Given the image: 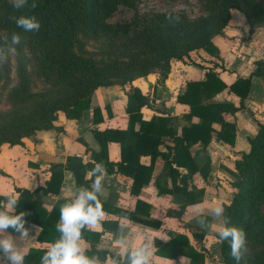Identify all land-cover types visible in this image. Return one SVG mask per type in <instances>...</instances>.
Here are the masks:
<instances>
[{"label":"trees","instance_id":"1","mask_svg":"<svg viewBox=\"0 0 264 264\" xmlns=\"http://www.w3.org/2000/svg\"><path fill=\"white\" fill-rule=\"evenodd\" d=\"M31 3L32 0H29V5ZM36 3L35 9L29 6L15 10L12 2L0 0V38L7 36L10 41L13 33L19 34L21 39L26 37L35 53L33 63L36 73L50 85L48 90L42 93L32 91L26 66L28 60L21 51V45H17V81L6 95L10 107L0 108V147L4 144L21 145L25 138L36 135L38 131L52 129L59 113L65 114L70 120L80 121L92 111V122L101 123L103 115L101 108L94 104L95 92L100 87L110 86L107 81L116 77L121 79L122 87L129 86L126 91L128 128L93 130L100 149L92 153V158L102 164L107 171L112 172L115 164L108 158L109 144L118 143L121 162L117 164V171L133 178L131 191L133 194L137 195L141 187L150 181L153 170V165L142 166L140 157L150 156L153 162L160 156L159 147L164 136L174 140L175 153L169 163L172 179L181 175L171 167L174 163L177 167L187 169V173L181 176L184 182L201 172L190 153L194 145L201 143L203 152H207L213 139L234 145L236 126L225 121L223 114L227 112L235 114L245 107V100L250 93L251 78L238 79L228 87L215 70L203 68L204 80L187 82L185 89L177 97L179 103L189 107V112L180 118L181 134L170 127L169 116L143 119L141 111L149 104V98L132 83L154 72L166 77L172 61L189 60L193 52L202 50L211 56H218L213 39L224 33L232 10L243 13L247 40H250L264 24V8L256 0H219L208 7L206 17L194 20L180 19L178 23L166 22L163 25L128 31L130 42L141 49L140 53H146V58L137 60L139 66L129 67L130 70L136 71V75L124 72L127 68H122L119 64L113 48L106 51V61L109 62L106 67L97 66L90 58L77 54L85 40L112 32L113 26L108 23V18L119 6L133 7L134 0H36ZM13 15L35 16L41 24L40 30L30 32L18 28L10 19ZM255 65L253 75L264 76V61H256ZM9 79L8 64L5 62L0 65V93L4 92ZM227 88L240 98V107L216 100V96ZM194 118L198 119L197 123L193 122ZM218 121L222 126L220 131L216 132L212 126ZM248 140L250 151L235 154L233 179L230 183L232 196L230 203L224 206L222 217L229 220L226 226L243 229L246 238L257 235L264 243V215L260 207L264 201V114L261 115L257 133ZM91 169L93 167L81 157H68L64 165H51V175L46 186L38 190L46 196H57L65 171L73 173L78 187L91 190L95 177L86 178L87 172ZM15 191L18 195L15 214L22 211L27 213L25 227L39 226L41 231L38 242L53 244L60 238V233L56 230L60 209L71 200H59L51 210H48L43 202L35 198L36 191L20 188H16ZM182 191L187 198L190 197L189 199L203 196L202 191L187 193L186 188ZM6 198L0 196V204L5 203ZM192 203L195 201H187L186 205ZM141 205L138 201L135 212L128 216L133 221L148 224L149 221L137 217ZM105 208L103 205V209ZM103 226L109 227V222L103 223ZM7 230L15 234L13 229ZM82 238L98 241L100 236L84 229ZM47 250L31 248L25 256L24 264H41V258ZM230 252V241L220 240L221 263L237 264ZM86 255L105 260L108 253L93 246L91 250L86 251ZM157 255L170 259L185 256L190 258L193 264H204L205 261V254L195 250L189 239L182 235L174 236L169 243H159ZM240 264H264V250L247 256Z\"/></svg>","mask_w":264,"mask_h":264},{"label":"crops","instance_id":"2","mask_svg":"<svg viewBox=\"0 0 264 264\" xmlns=\"http://www.w3.org/2000/svg\"><path fill=\"white\" fill-rule=\"evenodd\" d=\"M247 27L243 13L232 10L228 26L222 35L216 36L213 43L218 49V56H211L200 50L190 54V59L174 60L170 64V71L166 77L160 73L136 79L132 85L137 87L143 95L149 98V104L142 109L143 119L151 120L154 116H169L170 127L181 134L180 118L189 112L187 105L177 101L178 95L185 89L187 82H198L205 78L203 68L215 70L220 79L229 87L238 79L251 78V88L245 100V107L235 114L224 113L223 119L236 126L234 145L213 139L202 151V144L198 143L190 149L201 172L194 174L186 182L181 180L187 169L172 168L181 175L172 179L169 163L175 153L174 140L169 136L162 137L159 152L153 162L150 156H141L140 164L144 167L153 165L150 181L143 185L137 195L133 194V178L117 171V164L121 162V150L118 143L109 144L108 158L115 164L112 172L106 170L103 182V194L99 195L101 203L106 206L105 216L100 226L95 229L85 228L91 234L100 236L99 240L82 238L81 244L86 251L95 246L100 251L108 253L107 259L99 260L101 264H111L113 259L124 264L125 245L116 241L120 238L121 225L127 237L128 248H135L142 244H149L152 251L150 264H193L185 256L174 259L157 255L158 244L169 243L174 236H186L193 248L205 254L204 264H223L220 260V239L218 230L220 220L207 215L209 227L201 228L197 224L199 209H208L217 204L223 207L231 200L232 171L237 153L250 151L249 138L254 136L264 114V76H255L256 61H264V29H259L254 36L247 40ZM129 86H104L95 92L94 104L102 110L103 121L99 124L92 122L93 112L89 111L82 120H70L60 113L50 130L38 131L36 135L25 138L21 145L4 144L0 147V196H18L15 189H29L36 191L35 198L43 202L45 208L51 210L59 200H72L78 187L71 171L64 172V180L57 196L44 195L38 190L46 186L50 178V167L53 164H65L68 157H81L93 168L98 163L92 158L93 152L100 149L99 143L93 135V130L128 128L127 114L128 97L126 91ZM216 100L225 101L240 107V98L229 88L216 96ZM197 123L198 119L194 118ZM221 122H215L213 129L218 132ZM166 156V157H165ZM92 170V169H91ZM87 172L86 178L90 179ZM187 193L202 191V198L189 199ZM195 203L186 205L187 201ZM141 202L138 218L149 221L148 224L139 223L129 218L128 214L135 212L137 202ZM109 222V227L103 223ZM33 226V225H32ZM30 227L29 236L24 240L27 253L31 248L48 249L52 244L38 242L41 231L39 226ZM6 232H9L6 229ZM14 237L18 233H11ZM203 249V251H201ZM0 253V257H2ZM112 255V256H111Z\"/></svg>","mask_w":264,"mask_h":264},{"label":"clouds","instance_id":"3","mask_svg":"<svg viewBox=\"0 0 264 264\" xmlns=\"http://www.w3.org/2000/svg\"><path fill=\"white\" fill-rule=\"evenodd\" d=\"M15 10L25 7L35 9L37 7L36 0H11ZM18 28L24 31L35 32L41 28L40 22L35 16H11ZM170 21L179 22V17L169 15ZM0 65L6 62L10 54L16 53V46L21 43V36L17 33L11 35V39L7 36L0 38ZM89 178L95 177L91 184V190L81 188L71 202L65 203L60 209V219L56 224V230L60 233V238L56 240L45 252L41 258V264H101L95 257L86 255V250L81 244L82 230L85 228L95 229L100 226L103 221L105 212L103 205L99 199V195L103 194V182L106 177V169L100 163L88 173ZM18 198L10 195L6 198V202L0 204V264H24L27 251L24 248V240L29 236L30 228L25 227L27 221L25 212L15 214ZM225 209L222 205L217 204L205 211L199 209L197 224L203 229L209 227L207 215L220 220ZM229 220L224 217L218 230V236L221 241H230L232 258L240 264L242 259H246L249 249L247 247L246 233L243 229L228 225ZM31 227H35L34 225ZM13 229L18 236L14 237L6 229ZM124 225H121L120 238L116 241L120 245H125L123 251L125 253L124 264H150L152 251L149 244L145 243L135 248H128L127 237L124 234ZM111 264H119L115 259Z\"/></svg>","mask_w":264,"mask_h":264},{"label":"rangeland","instance_id":"4","mask_svg":"<svg viewBox=\"0 0 264 264\" xmlns=\"http://www.w3.org/2000/svg\"><path fill=\"white\" fill-rule=\"evenodd\" d=\"M8 1L11 2V0ZM256 1L264 8V0ZM217 2L219 0H134L133 7L119 6L108 18V23L113 26L112 32L107 35L106 33H102L93 39L85 40L83 47L77 50V54L90 58L97 66L106 67V64L109 63L106 61V51L113 48L119 64H121L122 68H127L126 70L123 69L124 72L126 74L136 75V71L130 70L129 67L134 65L139 66L140 63L137 60L143 57L146 58V53H140L141 49L135 47L130 42L127 34L128 31L133 32L145 27L163 25L166 22H175L167 19L169 15L173 17L178 16L179 20H194L199 17H206L208 15V7ZM259 29H264V24ZM20 45L21 51L28 60L26 66L32 91L35 93L47 91L50 85L46 84L43 78L37 75L33 63L35 53L28 44L26 37L21 39ZM6 63L8 64L10 79L5 86L4 92L0 93V108L4 109L10 107L6 95L9 88L17 81V53L10 54ZM107 82L110 85L118 86L120 85L121 79L116 77ZM260 207L264 215V201ZM246 240L249 249L247 256L264 250V243L258 239L257 235L250 236Z\"/></svg>","mask_w":264,"mask_h":264}]
</instances>
